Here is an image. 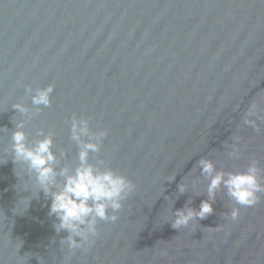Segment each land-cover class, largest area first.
Wrapping results in <instances>:
<instances>
[{
	"label": "water",
	"instance_id": "obj_1",
	"mask_svg": "<svg viewBox=\"0 0 264 264\" xmlns=\"http://www.w3.org/2000/svg\"><path fill=\"white\" fill-rule=\"evenodd\" d=\"M49 85L51 107L37 109L26 89ZM262 97L264 0H0V153L9 149L0 164V264H264V193L254 207L235 205L223 187L212 200L198 163L243 172L255 159L264 170V122L259 132L243 123ZM74 115L108 133L89 163L136 188L117 222L100 221L95 243L69 253L51 197L13 163L10 143L25 121L30 144L52 134L57 172L74 170ZM21 199H31L23 214ZM206 200L207 218L171 226L177 210Z\"/></svg>",
	"mask_w": 264,
	"mask_h": 264
},
{
	"label": "clouds",
	"instance_id": "obj_2",
	"mask_svg": "<svg viewBox=\"0 0 264 264\" xmlns=\"http://www.w3.org/2000/svg\"><path fill=\"white\" fill-rule=\"evenodd\" d=\"M54 90L52 85L35 90L28 87L26 93L31 96L32 104L38 109L39 106L51 107V95ZM262 101L264 97L251 103L243 120L245 125L251 126L257 132L260 131L257 121L264 122ZM13 109L23 116H29V109L23 103L14 104ZM25 127V121L16 123V130L11 134V159L15 165L26 166L28 173L34 178L35 185L46 197H51L49 216H55L59 221L54 224V228L57 233L62 231L68 233L61 241V245L66 246L69 253L77 249L87 251L99 236V222H117L120 218L118 213L135 191L136 185L110 167L89 163L90 154L101 151L103 140L108 135L106 130L93 132L89 119L77 118L75 115L71 118V139L79 147V165L74 170L64 167L59 172H57L59 160L52 150L54 147L52 134L45 135L41 131L38 135L43 139L30 144L28 134L24 131ZM8 152L9 149H5L0 153V164L7 162L4 155ZM230 155L234 159H239V148H234ZM104 163L103 160L99 161V165ZM198 163L202 174L210 179L208 184L210 199L214 200L215 193L223 187L227 189V194L235 205L254 207L261 201L260 194L264 193L261 173L264 170L259 167V161L253 159L243 172L217 171L216 165L209 159H201ZM57 177H63L62 184L57 183ZM169 179L172 180L174 177ZM53 188L57 190L53 191ZM179 191L184 193L186 186L181 184ZM30 203L31 199H21L15 212L23 214L30 207ZM213 211L212 204L207 200L201 203L199 210L191 208L177 210L171 226L177 230L188 227L195 219H205ZM239 217V207H233L230 217L227 216L233 221Z\"/></svg>",
	"mask_w": 264,
	"mask_h": 264
}]
</instances>
